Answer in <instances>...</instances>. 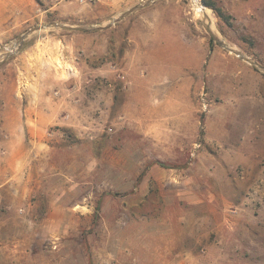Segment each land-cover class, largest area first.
I'll return each mask as SVG.
<instances>
[{
  "label": "rangeland",
  "instance_id": "1",
  "mask_svg": "<svg viewBox=\"0 0 264 264\" xmlns=\"http://www.w3.org/2000/svg\"><path fill=\"white\" fill-rule=\"evenodd\" d=\"M145 1L0 0V111H52L25 120L24 167L0 186L1 260L20 247L21 264H264V72L190 0L18 45ZM201 2L264 65V0Z\"/></svg>",
  "mask_w": 264,
  "mask_h": 264
},
{
  "label": "crops",
  "instance_id": "2",
  "mask_svg": "<svg viewBox=\"0 0 264 264\" xmlns=\"http://www.w3.org/2000/svg\"><path fill=\"white\" fill-rule=\"evenodd\" d=\"M5 106H2L0 111V118L3 121L0 123V161H2V168L4 171L0 176V186L7 183H15L14 181L18 179L17 174L20 173L21 169L24 167V162L26 161V143H25V129H26V119H38L51 116V110L39 109L31 106H21L20 101H17V105L13 106L9 104V101H5ZM14 120V122H10ZM31 128V130H34ZM36 145L44 149L45 146L38 143ZM17 167V171H15ZM12 169V170H11ZM10 171V173H8ZM5 174V177H4ZM4 177V178H3ZM245 203V201H243ZM240 212L242 210H239ZM238 211V212H239ZM20 245V244H17ZM2 249L1 253H4V246H0ZM13 255H8V260L5 258V254L2 256L3 261L0 258V264H21L19 263L21 259L20 247L13 250ZM1 257V256H0ZM10 261V262H9ZM38 263V262H37ZM38 264H44V262L39 261Z\"/></svg>",
  "mask_w": 264,
  "mask_h": 264
},
{
  "label": "water",
  "instance_id": "3",
  "mask_svg": "<svg viewBox=\"0 0 264 264\" xmlns=\"http://www.w3.org/2000/svg\"><path fill=\"white\" fill-rule=\"evenodd\" d=\"M153 1H155V0H147L145 2L137 4L136 6H134V7L130 8V9H128L127 11L115 16L113 19H111L110 21H108V22H106L104 24H99V25L81 24V23L69 24V23H62V22H57V21L47 22L45 24H39L37 26H34V27L30 28L25 33H23L20 36L19 40H18V45H23L26 37L28 35H30L31 33L39 31V30H43V29H46V28H57V29H66V30H80V31L104 30V29H107V28L111 27L116 22H119L121 19L125 18L126 16L132 14L133 12H135V11L145 7V6H147L148 4L152 3ZM207 26H208V28H209L214 40H216L221 46H223L224 48H226L230 52H233L234 54H237V56H239L243 60H246L247 62H249L250 64H252L256 68H258L261 72H264V65L263 64H261L260 62H258L255 59L251 58L250 56L242 53L241 51H239L238 49L234 48L233 46H230L229 44H227L225 41L222 40V38L219 36V34L215 33L211 29L210 25H207ZM11 53L12 52H9L7 49H6V51H3L0 54V62L3 59L9 57L11 55Z\"/></svg>",
  "mask_w": 264,
  "mask_h": 264
},
{
  "label": "bare ground",
  "instance_id": "4",
  "mask_svg": "<svg viewBox=\"0 0 264 264\" xmlns=\"http://www.w3.org/2000/svg\"><path fill=\"white\" fill-rule=\"evenodd\" d=\"M191 9L195 17H203L207 25L211 26V29L217 33L215 29L214 17L210 9L201 2V0H190ZM14 48V47H13ZM237 55V54H236Z\"/></svg>",
  "mask_w": 264,
  "mask_h": 264
},
{
  "label": "built area",
  "instance_id": "5",
  "mask_svg": "<svg viewBox=\"0 0 264 264\" xmlns=\"http://www.w3.org/2000/svg\"><path fill=\"white\" fill-rule=\"evenodd\" d=\"M65 1H72V0H65ZM74 1H77L81 4H89V3H92V2H96V1H99V0H74Z\"/></svg>",
  "mask_w": 264,
  "mask_h": 264
},
{
  "label": "trees",
  "instance_id": "6",
  "mask_svg": "<svg viewBox=\"0 0 264 264\" xmlns=\"http://www.w3.org/2000/svg\"><path fill=\"white\" fill-rule=\"evenodd\" d=\"M222 17V14H219Z\"/></svg>",
  "mask_w": 264,
  "mask_h": 264
}]
</instances>
